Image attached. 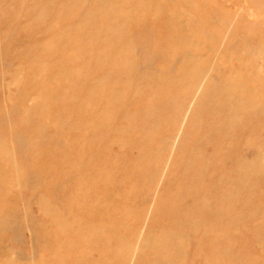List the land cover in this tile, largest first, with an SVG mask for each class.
I'll return each instance as SVG.
<instances>
[{
    "label": "rangeland",
    "instance_id": "374dc122",
    "mask_svg": "<svg viewBox=\"0 0 264 264\" xmlns=\"http://www.w3.org/2000/svg\"><path fill=\"white\" fill-rule=\"evenodd\" d=\"M0 264H264V0H0Z\"/></svg>",
    "mask_w": 264,
    "mask_h": 264
}]
</instances>
